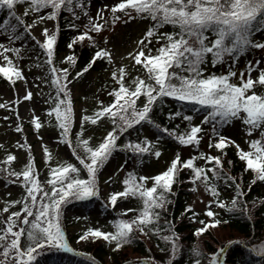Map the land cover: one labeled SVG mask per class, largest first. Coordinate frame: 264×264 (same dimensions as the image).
<instances>
[{
	"label": "snow or ice",
	"instance_id": "snow-or-ice-1",
	"mask_svg": "<svg viewBox=\"0 0 264 264\" xmlns=\"http://www.w3.org/2000/svg\"><path fill=\"white\" fill-rule=\"evenodd\" d=\"M18 5H27L23 13L25 17L36 13L38 19L34 20L33 24H26L15 11ZM74 7L83 8V5L79 0H75V3L74 0H0V10L6 9L8 13V18L0 22V34H6V39L10 42L20 41L23 35L18 34L17 30L18 26H23L24 32L38 44L48 58L46 63L50 67V83L55 89V95L48 101L52 106L47 115L54 118L55 126L60 130V143L72 148V155L82 166L78 167L65 161L55 167H49L46 183L50 188L45 190L38 179L30 146L18 145L20 148L29 149L28 163L21 171L11 169V163L17 159L12 154L0 161L5 166L3 171L16 177L25 193L23 200L11 202V205H21V210L12 212L8 220L3 222L4 226L0 227V264H34L37 255L45 248L73 251L62 229L63 207L72 200H87L98 195V173L115 151L121 150L141 156L153 153L159 158L161 153L153 152L155 145L150 144L147 138L141 142L129 141L123 145H118L117 141L136 125L153 124V107L165 97L208 109L202 123H213L214 129L216 124L239 120L248 127L247 134L250 137L258 131L262 139L250 140V151H244L238 145L236 147L239 159L245 162V170L255 173L252 183L256 180L264 181V95L256 90L258 86L264 89V69L258 68L259 61L255 65L249 62L245 78V72L238 74L231 67L226 74L205 75L204 67L209 56L214 67L224 63L226 58L237 60L249 49L264 50V42L255 39L257 33H264V0H118L114 5L108 6V10L113 14V23L122 18L135 19L137 16L152 23L144 38L138 42L140 50L132 56L135 64L144 69L146 79L136 77L130 84H126L125 69L121 68L119 75L114 71L112 79L119 87L108 93L114 98L113 101L108 105L101 102L95 113L82 116L80 130L75 134V145L71 139L74 120L68 87L72 83L69 79L71 74L67 68H57L53 60L54 46L57 44L56 30L45 27L41 32L42 42L32 36L30 31L38 23L56 21L63 11L72 13L75 19H79ZM118 13L120 15H117ZM98 16L103 19L101 14L98 13ZM89 23L91 27L68 44L70 49L86 39L91 41L93 37L89 33L100 32L104 28V24L93 22L91 19ZM166 25H171L174 30L161 32ZM71 27L76 26L73 24ZM154 40L160 45L155 49V53L149 47ZM13 56L21 57L20 48L6 47L5 43L0 42V78L14 83L25 78ZM105 57L111 60L107 51H96L86 66L76 72L75 78L83 77L97 60ZM65 61L73 65L76 63L73 55L65 57ZM253 71H258L255 78L251 75ZM233 78L238 82H233ZM32 96V92L28 91L23 100H31ZM142 96L145 98L143 106L138 107L137 102ZM4 107L5 104H0V108ZM178 116L179 112L170 114L171 119ZM105 119L110 120L113 127L98 144L92 145L90 137L84 138L85 125H97ZM182 119L191 122L192 117L183 116ZM31 123L36 130L42 127L39 117L34 116ZM155 126L160 127L158 124ZM16 131L21 132L23 129L17 126ZM202 131L203 128L199 125L191 126L186 132L163 129V132L183 145H198L202 139L199 135ZM230 143L235 142L218 136L217 142L209 147L222 151ZM77 149L83 151V157ZM43 151L45 163L48 164L53 160V156L47 147H44ZM199 159L217 166L222 163L219 157H207L203 154ZM195 160L196 158H190L182 162L177 155L166 171L154 177L137 176L129 172L122 182L124 190L112 193L108 202L115 207L119 199L138 197L142 201L139 214L131 220L116 221L111 232L88 228L80 235L79 240L95 241L102 238L110 244H115L114 250H119L130 241L134 231L139 230L147 235L145 228L150 225L155 227V222L160 219V212L157 210L163 209L169 202L167 194L172 191L180 170L190 169L193 182L208 181L209 172L215 177L220 176L216 169L205 171L197 166ZM82 170L87 173V179L81 177ZM149 180L153 181L152 187L146 186ZM204 186L208 188L207 183H204ZM210 191L214 197L218 196L215 185ZM243 194L242 191H237L236 197L231 201L230 211L235 209L237 198ZM217 206L226 207L223 202H219ZM3 211L8 212L9 207H5ZM133 211L128 209L123 214L127 215V212ZM206 215L213 217L215 214L209 210ZM201 223L204 224L203 221ZM218 223L219 221H216L212 225H205L198 229L196 234L200 235L208 227H215ZM22 237H26L28 241L26 246L22 244ZM162 239L171 244L174 255L178 250L175 242L178 237L165 235ZM222 252L221 249L219 253L209 257L208 264H219ZM257 254L264 256V247ZM195 256L197 259L194 264H201L202 254L195 251ZM89 260L90 264H95L94 258L89 257ZM141 264L147 262L143 261ZM168 264H172V260H169Z\"/></svg>",
	"mask_w": 264,
	"mask_h": 264
},
{
	"label": "trees",
	"instance_id": "trees-1",
	"mask_svg": "<svg viewBox=\"0 0 264 264\" xmlns=\"http://www.w3.org/2000/svg\"><path fill=\"white\" fill-rule=\"evenodd\" d=\"M20 16L25 20L26 24H29L25 16ZM7 18V10H0V22ZM13 23H15V21H13ZM73 24L76 26L75 28L71 27ZM151 26L152 23L149 21L146 31ZM55 30L57 34V44L54 46V65L57 68H67L69 70L71 74L69 79L72 80V83L69 84L68 87L71 89L76 80V72L82 70L86 66L96 51L101 49L105 50V39L104 37L97 36L96 32H90L89 35L93 37L91 41L86 39L83 43L75 44L73 48L70 49L68 44L75 39L77 34L80 32L84 33L88 28L81 27L76 22L73 14L67 11H63L55 21ZM173 30L171 25H166L160 31L172 32ZM17 31L18 34L23 35V39L21 40L22 44H27L25 48L33 55L36 67L40 69L44 81L48 84L44 96L50 109L52 105L48 101L51 96L55 95V89L50 83V67L46 63L48 58L36 42L32 41L29 43L31 37L24 32L23 26H18ZM262 34L264 35V33ZM159 46V44L155 43V40L149 45L154 52ZM69 55H73L76 59L75 65L65 61V57ZM247 55V63L244 68H246L252 58H255L256 61L260 63H264V50L259 53L256 49H249ZM238 61L239 58L235 61L232 58H226L224 63L217 64L213 67L211 64V57L209 56L208 63L204 66L205 72L207 70H212L215 75H220L221 72L226 74L230 67L233 70L235 69ZM108 69L109 61L107 57L97 60L91 68V70L96 72L94 113L100 107L101 102H103L104 105H108L113 101L114 98L109 96L108 93L119 87L112 79V74L108 76L105 75ZM125 73L126 84H130L136 77H140L139 74H133L128 71H125ZM142 79H146L145 71ZM1 80L7 82L11 86L16 84V81L13 83L6 78H1ZM144 99L143 96L140 98L137 102L138 107L143 106ZM71 100L73 102L72 98ZM12 110L14 114L16 112L15 104ZM208 111V109L198 105L182 103L172 98L165 97L153 107L151 117L154 123H142L134 126V128L121 136L118 140V145L122 143L125 144L129 141H143L141 133L143 130H147L153 133L156 140L165 139L166 141L163 142L166 147H178L182 144L174 137L163 132V129L168 128L170 131L178 130L179 132H186L190 129V122L183 120L182 117L191 116L193 118L195 115L202 113V119L199 125L203 128L202 133L199 134L202 139H200L198 145H191L193 151H196V155L190 154L186 158L180 157V159L183 162L190 158H196V165L204 168L205 171L212 168L220 172L219 177H215L209 172V180L203 182V184H208V188H205V190L211 197V204L213 206H217L219 202H222L225 198V193L231 192L229 200L224 203L226 205L225 208L212 211L215 214L213 217L206 215L207 211H209L208 209L202 210L201 212L194 208L190 202V198L201 181L193 182L192 171L190 169H182L176 176L172 191L167 194L169 202L163 209L157 210L160 212V219L155 222V227L150 225L145 228L147 235L142 234L139 230L134 231L130 241L124 244L118 251L107 249L105 243L102 241L96 242L89 254L56 250L55 248L46 249L40 251L34 264H90L89 257L94 258L95 264H141L129 260L134 257L146 255L150 251L162 253L172 249L171 244L166 243L162 239L165 235H174L178 237L175 241L178 245V250L172 255L171 259L173 264H194L197 259L195 251H199L202 254L200 257L201 264H206L211 254L218 249L223 250L221 264H264V256L257 254L261 249L258 247L259 243H261L264 237V181L256 180L255 183H252L255 178V173L251 170H245V162L239 159L235 144L230 143L228 147L222 151L217 150L215 147H209L210 144H215L217 142L218 136L227 138L229 134L228 131H226L228 123L216 124L215 129L213 128V123H202ZM175 112H179L180 116L171 119L170 114H174ZM51 118L54 120L53 117ZM103 122L109 125L110 128L113 127L110 120L105 119ZM30 124V121L23 122L18 120V126L20 127ZM157 124L160 126L159 128L155 126ZM154 151H156L155 148L153 149V152ZM30 153L35 163L36 157L34 151L30 150ZM201 154L207 157H219L222 162L221 166H217L214 163L210 164L205 160L199 159ZM176 155L178 154L176 153ZM154 156L153 153L141 156L122 151V155L119 158L122 181L129 172H133L137 176H142L138 171L139 164L152 159ZM4 167L3 163H0V173L5 172L3 171ZM213 185L216 186L218 192V196L215 197L210 191ZM237 191H242L244 194L237 198L238 203L235 209L230 211L229 209L232 208L231 201L236 197ZM128 200L131 201L130 209L134 211L127 212V215L123 214L125 211H109L102 203H99L100 212L101 214L106 213V219H108L109 222H116L120 219L131 220L141 211L142 201L138 197H129ZM76 202L87 212L92 198L87 200H75V203ZM188 209H191V211H188ZM201 221H203L204 224H202ZM216 221H219L217 226H210L202 234H196L198 229H201L205 225H212ZM105 256H110V260H104L103 257Z\"/></svg>",
	"mask_w": 264,
	"mask_h": 264
},
{
	"label": "rangeland",
	"instance_id": "rangeland-1",
	"mask_svg": "<svg viewBox=\"0 0 264 264\" xmlns=\"http://www.w3.org/2000/svg\"><path fill=\"white\" fill-rule=\"evenodd\" d=\"M118 0H79V3L83 5L81 7H74V12L79 19L77 22L83 28H90V19L93 22L104 24V28L100 32H96L97 36L104 37L105 49L110 53L111 60H109V69L105 75H110L114 71L119 75L121 68L125 71L133 74H139L141 78L144 77V71L141 66L136 65L132 56L140 50L139 41L144 38L146 28L149 20L143 19L137 16L135 19L122 18L121 20L113 23V14L108 10V6L114 5ZM27 5H18L15 8L17 15H23ZM87 13V15H85ZM98 13L103 16V19L98 16ZM117 15H120L119 13ZM133 15H135L133 13ZM24 16V15H23ZM26 21L33 24L34 20L38 19L36 13H30L25 17ZM47 27L48 29H54V21H46L36 24L30 29L32 36H35L37 40L43 41L41 35L42 30ZM261 35L255 36V39L259 41ZM0 42L5 43L6 47H18L21 50V57H15L14 62H17L20 69L23 71L24 80H16L14 86L9 85L7 82L0 78V104H5L6 107L0 108V161H3L8 154L14 155L17 159L11 163V169L14 171H21L28 163V148H20L19 144H26L30 146V150L34 151L36 161L34 167L38 173V179L42 183L45 190H49L50 186L47 185L46 180L49 178V167H55L58 163L69 162L82 167L79 162L72 155V148L67 144L60 143L61 136L59 129L55 126V121L47 115L48 103L45 100V90L47 83L41 76L40 69L36 67L34 63L33 55L25 47L27 44H22L20 41L10 42L6 39V34H0ZM261 42H264L262 38ZM261 53L263 50L256 49ZM153 53H155L153 51ZM247 51L240 55L239 61L235 67V71L239 74L245 72V78H247ZM109 59V58H108ZM253 65L256 64V59L252 58L250 61ZM259 69H264V63H259ZM214 74L212 70H207L205 75ZM224 74L221 72L220 75ZM252 77L258 76V71L251 73ZM95 79L96 72L89 70L83 77L76 78L73 86L70 89V96L73 99V129L71 139L73 145H75V134L80 130V121L84 115H92L94 113V91H95ZM233 82H238L236 78H233ZM257 92L264 95V89L257 87ZM31 91L33 96L31 100H23L26 92ZM16 102V114L12 113V106ZM36 116L40 118L42 127L36 130L34 125H23L21 128L23 131L17 132L18 119L22 121H31ZM202 115L198 114L194 116L190 122V127L200 125ZM144 126V125H143ZM109 125L103 121L97 125L87 123L85 125L84 138H91L90 143L92 145L98 144L107 131H110ZM228 131L227 139L235 142L240 149L244 151H250V140L262 139L259 132H254L250 137L248 133V127L239 120H233L226 126ZM141 137L144 140L154 144L156 151H159L161 155L159 158L154 156L152 159L139 164L138 170L142 176L154 177L163 173L170 167L173 159L176 158V153L183 158L188 155H195L191 145H180L172 147H166L163 141L156 140L151 131L143 130ZM134 142V141H133ZM119 143V141H117ZM47 147L53 156V160L48 164L45 163V156L43 148ZM173 149V150H172ZM238 150V149H237ZM79 154L83 157L84 153L80 149H77ZM121 156V150L115 151L109 161L100 170L97 177L98 195L92 198V202L87 210L80 206L79 203H75L72 200L70 203L63 207L61 222L62 229L65 233V239L69 246L75 252L89 254L92 251L94 244L98 241L105 243L106 248L114 250L115 244H110L104 241L102 238L98 240L80 241V235L88 228H99L105 232L113 231V224L115 222H109L106 219V214H99V203L108 208L109 211L120 212L129 209L130 202L127 199H119L116 206L112 207L109 204V196L112 193L123 191V181L121 177V171L119 170V158ZM81 177L87 179V173L81 171ZM15 181V183L13 182ZM153 181L149 180L147 187H152ZM24 189L20 186V181L16 180V177L9 176L7 172L0 173V227L4 226L3 222L8 220L9 215L12 212H18L21 210V205H11V202L17 200H23ZM227 198L231 193L227 194ZM190 202L192 206L199 211L208 209L214 210L215 207L211 204V197L205 190L204 184L199 182L196 191L191 195ZM11 205V206H10ZM9 207L8 212H4L3 209ZM31 219V218H30ZM28 241L26 237H22V244L26 246ZM260 248L264 247V237L259 243ZM52 249V248H45ZM221 249L213 252L219 253ZM43 251V250H41ZM116 251V250H114ZM118 251V250H117ZM223 253V252H222ZM150 254V255H148ZM146 255L134 257L129 261L143 262L147 264H168L172 259V249L166 252H152L150 251ZM221 256L219 257V264L221 263ZM104 260H110V256L103 257ZM173 264V263H172ZM208 264V262L206 263Z\"/></svg>",
	"mask_w": 264,
	"mask_h": 264
}]
</instances>
